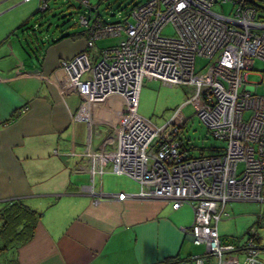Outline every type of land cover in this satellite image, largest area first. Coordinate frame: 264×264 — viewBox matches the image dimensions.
Returning a JSON list of instances; mask_svg holds the SVG:
<instances>
[{
  "label": "built area",
  "instance_id": "2783aa9c",
  "mask_svg": "<svg viewBox=\"0 0 264 264\" xmlns=\"http://www.w3.org/2000/svg\"><path fill=\"white\" fill-rule=\"evenodd\" d=\"M76 1L87 7L79 17L89 28L86 48L99 37L121 35L117 45L96 56L82 50L60 61L66 87L81 97L74 117L86 121L89 133L91 108L116 98L104 139L109 148L87 147L83 155L110 161L114 173L135 180L138 197L192 208V239L205 252L183 264H204L209 255L215 264H264L252 236L237 246L222 243L217 230L228 215L227 202L264 201V94L245 88L255 60L264 63V17L250 0H145L122 20L105 22L92 0ZM226 2L232 5L229 15L212 9ZM47 4L38 0V10ZM168 23L174 36L161 33ZM197 56L207 63L196 71ZM155 79L185 86L183 105L191 106L214 138L225 141L221 152L191 155L178 138L180 122L173 119L181 114L157 127L137 113L142 85ZM125 197L123 191L114 195Z\"/></svg>",
  "mask_w": 264,
  "mask_h": 264
},
{
  "label": "crops",
  "instance_id": "0c3cea01",
  "mask_svg": "<svg viewBox=\"0 0 264 264\" xmlns=\"http://www.w3.org/2000/svg\"><path fill=\"white\" fill-rule=\"evenodd\" d=\"M23 1L31 0H0V208L20 199L41 215L29 240L16 247L0 240V264H183L203 254L188 204L174 209L168 200L138 197L135 180L83 155L87 147L109 148L116 98L91 108L89 133L74 117L81 97L66 87L60 65L87 49L84 36L30 25L38 0L16 7ZM122 191L127 197L115 199ZM215 262L209 255L204 264Z\"/></svg>",
  "mask_w": 264,
  "mask_h": 264
},
{
  "label": "rangeland",
  "instance_id": "374dc122",
  "mask_svg": "<svg viewBox=\"0 0 264 264\" xmlns=\"http://www.w3.org/2000/svg\"><path fill=\"white\" fill-rule=\"evenodd\" d=\"M33 1L35 0L27 3L23 1L16 7L20 6L27 9L24 5L31 4ZM144 1L103 0L98 4L96 10L102 21L115 22L122 20L135 4ZM48 4L51 9L43 16L36 11V6L33 8V19L30 21V25L35 22H38V24L42 22L39 25L44 27V32L45 29L50 27L48 32L51 34L54 33L58 26L61 29L69 30L68 32L70 33L82 29L83 25L79 23V17L84 12V9L77 8L76 1L49 0ZM212 9L229 15L232 12V5L230 2L224 4L215 3ZM93 12L95 13V11ZM37 28L35 30L38 35L41 31H38L40 27ZM161 33L164 36H174L175 29L171 23H168L163 27ZM18 35L21 36V33ZM29 36L33 37V33H29ZM120 40L121 35L99 37L95 39L94 46L91 49L100 50L107 46H114ZM21 43H25V41ZM206 63L207 59L205 57L197 56L195 58V70L203 68ZM247 81L245 88L258 94H264V63L262 61L255 60L254 69L249 72ZM186 97L187 93L184 85H168L157 79L146 80L139 92L137 113L149 119L157 127L164 125L176 114H181L184 117L178 115L173 119L176 122H180L178 138L181 140L182 146L188 149L191 155L221 152L225 141L214 138L199 120L197 114L192 112L191 106L183 105ZM238 165L241 167L242 163L239 162ZM225 209L228 215L222 217L217 223L220 241L240 246L245 240L249 227H256L257 246L260 248L259 257L264 261V201L233 200L227 202ZM239 258L241 259L242 255H239Z\"/></svg>",
  "mask_w": 264,
  "mask_h": 264
},
{
  "label": "trees",
  "instance_id": "16d2710c",
  "mask_svg": "<svg viewBox=\"0 0 264 264\" xmlns=\"http://www.w3.org/2000/svg\"><path fill=\"white\" fill-rule=\"evenodd\" d=\"M102 1L103 0H92L91 4L98 6V4ZM249 2L253 4V6H255V8L257 9L258 16L264 17V0H257V1L250 0ZM136 5L137 4H135L134 6ZM76 6L77 8L84 9V12H82V14H84L85 11L87 10V7L81 6L77 1H76ZM50 9L51 8L49 4H47L46 7L43 8L42 10H38L37 8L36 11L40 12L43 16L46 14L47 11H50ZM56 28H59V26ZM88 29L89 28L82 26V29L80 31H76L74 33L68 32L64 35H67V36H74L75 34L82 35L84 36V39L86 40L88 36ZM61 32H63V29H61ZM93 46H94V43H93ZM107 47H110V46H107ZM107 47H104V48H107ZM104 48H101L100 50ZM90 49L91 48H87L86 50L89 51ZM181 145H182V142H181ZM40 215H41L40 212L29 208L20 199H10V200L5 201L4 204L0 208V221H1L0 240L2 241V246L3 247H6V246L16 247L18 244L32 238L34 235L35 227L39 220ZM248 236H252L257 246L256 227H253V226L249 227V229L247 230V235L245 239Z\"/></svg>",
  "mask_w": 264,
  "mask_h": 264
},
{
  "label": "bare ground",
  "instance_id": "6f19581e",
  "mask_svg": "<svg viewBox=\"0 0 264 264\" xmlns=\"http://www.w3.org/2000/svg\"><path fill=\"white\" fill-rule=\"evenodd\" d=\"M180 113H181V111H180Z\"/></svg>",
  "mask_w": 264,
  "mask_h": 264
}]
</instances>
